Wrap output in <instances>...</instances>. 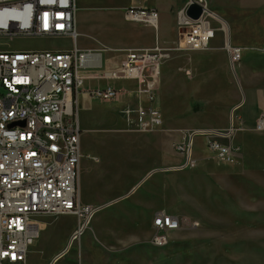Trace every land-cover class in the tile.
I'll use <instances>...</instances> for the list:
<instances>
[{
    "label": "rangeland",
    "instance_id": "374dc122",
    "mask_svg": "<svg viewBox=\"0 0 264 264\" xmlns=\"http://www.w3.org/2000/svg\"><path fill=\"white\" fill-rule=\"evenodd\" d=\"M212 27L217 46L220 24ZM68 46L65 39H0V51H57ZM250 50L253 54L239 63L252 65L244 77L238 65L236 72L227 70L221 77L203 71L198 80L179 53L170 55L166 62L172 69L168 74L160 69L154 95L165 126L154 133L136 130L125 96L111 102L83 92L77 96L81 153L99 159V164L81 160L79 199L82 205L102 209L57 264H264V130H255L264 113V44ZM204 77L206 82L196 83ZM251 103L260 109L253 120L245 121L242 111ZM230 117L235 131L226 143L240 147L239 159H216L205 139L196 136L193 163L181 169L183 158L173 149L178 132L227 127ZM156 213L171 215L180 225L170 244L159 249L149 244ZM35 221L40 231L24 264H51L75 219L42 215ZM139 234L141 240L133 242V235Z\"/></svg>",
    "mask_w": 264,
    "mask_h": 264
},
{
    "label": "built area",
    "instance_id": "2783aa9c",
    "mask_svg": "<svg viewBox=\"0 0 264 264\" xmlns=\"http://www.w3.org/2000/svg\"><path fill=\"white\" fill-rule=\"evenodd\" d=\"M191 4L202 8L199 19L186 16ZM125 19L156 27L154 10L129 8ZM213 23L222 21L206 0H186L175 16L176 40L172 47L154 45L151 49L128 50L121 65L99 73V79L136 82L134 92L110 87L86 91L102 102L125 96L131 104L128 114L141 134L163 128L155 102L160 66L176 53L204 52L213 38ZM65 39L72 50L0 51V264H24L40 231L35 219L42 215L72 216L75 228L65 247L51 261L54 264L78 243L90 229L94 215L102 207L82 205L78 179L83 158L99 164V159L83 156L76 100L82 92L81 71L98 67V56L76 48L75 0H0V39ZM231 66L241 61L242 48L223 45ZM264 130V113L255 122ZM235 128L225 131L194 129L179 131L174 151L183 158L181 169L193 163V139L201 136L209 153L218 160L239 159L238 145L226 143ZM180 229L175 217L156 213L152 218L150 246L163 248Z\"/></svg>",
    "mask_w": 264,
    "mask_h": 264
},
{
    "label": "crops",
    "instance_id": "0c3cea01",
    "mask_svg": "<svg viewBox=\"0 0 264 264\" xmlns=\"http://www.w3.org/2000/svg\"><path fill=\"white\" fill-rule=\"evenodd\" d=\"M185 1L75 0L76 48L95 54L99 60L98 67L87 68L81 71L83 77L82 92L86 93L89 90L105 89L106 87L134 92L137 87L136 82L99 79L95 75L117 69L123 62L128 50L151 49L156 44L168 48L172 47L176 40L175 16L177 11L183 8ZM206 1L211 11L221 19L226 28V34L221 31L222 36L218 39L220 44L217 46H215V35L210 41L207 51L189 52L187 54L179 53L180 61H187L186 68L192 72L197 80L201 77L203 71H214L220 77L225 76L227 70L236 72L235 68L239 63L233 67L231 66L229 57L223 50V45L226 41L232 47L243 49L241 60L244 56L248 58L249 54H253L254 51L252 50V52L250 49L263 46L264 44V0ZM129 8H143L156 11L158 17L156 27L138 25L127 21L125 19V11ZM218 29L220 30V27ZM72 49L73 44L70 41V46L62 50ZM251 66L247 62L240 64L238 67L239 76L244 77ZM161 68H164L165 74H168L172 69L171 63L165 61L161 64ZM206 81L207 79L204 77L203 80L196 83L200 82L199 84H202L201 82ZM250 105H253V109L251 110ZM259 109L260 106L258 105L247 104L246 108L242 111L243 119L245 121L253 120L257 116ZM162 119L164 128L165 119L163 115ZM231 120L232 117H230V122ZM232 124L234 126V120H232ZM229 126L230 123L228 121V126H225L226 129L224 126L204 128L218 131L227 130ZM178 139L179 135L175 136L174 140L177 141ZM74 228L75 225L71 232ZM150 230H152V220ZM141 238L140 234L133 235L132 240L133 242H139Z\"/></svg>",
    "mask_w": 264,
    "mask_h": 264
},
{
    "label": "water",
    "instance_id": "95a60500",
    "mask_svg": "<svg viewBox=\"0 0 264 264\" xmlns=\"http://www.w3.org/2000/svg\"><path fill=\"white\" fill-rule=\"evenodd\" d=\"M201 14H202V8L198 6L197 4H191L186 9V16L192 20L199 19Z\"/></svg>",
    "mask_w": 264,
    "mask_h": 264
},
{
    "label": "bare ground",
    "instance_id": "6f19581e",
    "mask_svg": "<svg viewBox=\"0 0 264 264\" xmlns=\"http://www.w3.org/2000/svg\"><path fill=\"white\" fill-rule=\"evenodd\" d=\"M72 248V246L67 250V252L66 253H68V251L70 250ZM66 255V254H65ZM28 257V256H27ZM60 260V259H59ZM58 260V261H59ZM54 264H57L56 262L54 263Z\"/></svg>",
    "mask_w": 264,
    "mask_h": 264
}]
</instances>
